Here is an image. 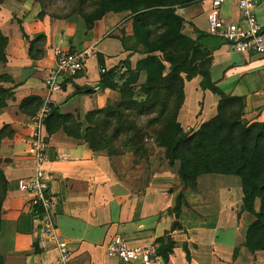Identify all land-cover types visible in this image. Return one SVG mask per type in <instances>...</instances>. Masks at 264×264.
I'll return each instance as SVG.
<instances>
[{
	"label": "crops",
	"instance_id": "0c3cea01",
	"mask_svg": "<svg viewBox=\"0 0 264 264\" xmlns=\"http://www.w3.org/2000/svg\"><path fill=\"white\" fill-rule=\"evenodd\" d=\"M210 3L199 0L176 14L201 36L198 43L211 58L210 81L224 96L240 101L242 120L264 123V56L232 53L223 41L211 37L205 19ZM255 14L264 32V0H257ZM220 17L240 23L237 0H226ZM12 19L0 9V31L7 39L0 87L10 96L0 107V130L9 127L13 134L12 140L4 138L0 144V158L7 164L3 169L7 192L0 216L1 264H58L54 245L39 248L32 196L17 189L18 181L30 179L34 172L27 154L30 132L24 125L47 97L44 80L54 69L55 48L80 51L75 48L84 42L92 51L84 69L65 77L61 90L49 96L57 113L82 122L88 112L104 108L111 98L109 89H100V70L122 61L123 48L129 45L122 46L114 38L95 42L97 29L81 40L73 21L25 16L19 25ZM23 36L29 41L40 36L45 39L41 59L29 58ZM201 80L195 77L184 83L180 115L185 125L203 124L217 115L218 100L200 89ZM44 134L49 160L43 168L48 194L54 200L52 220L74 264H121L106 253L114 236L131 246L153 245L156 260L151 264H264V252L252 254L245 247L249 226L241 223L245 215L238 214L242 193L237 177L201 175L195 189H188L179 182L178 164L170 166L161 149L150 151L146 163L131 166L128 156L108 157L92 151L82 139L83 133L78 139L62 130L48 136L44 128ZM178 195L184 203L174 220L168 211ZM174 222L180 232H171ZM167 234L173 246L164 261L156 250Z\"/></svg>",
	"mask_w": 264,
	"mask_h": 264
},
{
	"label": "trees",
	"instance_id": "16d2710c",
	"mask_svg": "<svg viewBox=\"0 0 264 264\" xmlns=\"http://www.w3.org/2000/svg\"><path fill=\"white\" fill-rule=\"evenodd\" d=\"M199 0H112L105 1L102 6L111 12H125L132 20L134 36L137 43L144 32L152 29L159 31L156 38L147 47L148 56L139 61L135 70L144 72L146 83L142 84L133 95L122 93L121 100L114 107H104L86 114L85 124L73 115H62L51 108L44 121L48 136L62 130L67 136L81 138L95 152H103L108 157H121L126 154L136 160L135 165L146 163L148 153L142 148L143 139L153 136L157 148L165 149L164 157L170 166L178 164V179L182 186L195 189L196 179L201 175L215 174L235 176L241 182V205L238 214H247L254 219L248 227L245 247L254 254L264 252V123H253L241 126L238 120L228 121L222 114L225 103L236 102L224 96L210 81L209 69L211 58L208 57V69L196 62L185 67L188 53L175 48V41L182 37L184 20L176 14L179 9L186 8ZM198 40L201 36L197 35ZM28 43V56L31 60L43 57L39 50L33 51L34 45L43 37L32 41L25 36ZM197 41V40H196ZM197 43V42H196ZM7 39L0 31V64L6 62L5 48ZM145 46L143 43H141ZM170 49L172 51L170 52ZM196 54L197 49H194ZM161 54L170 64L168 75H164V66L152 54ZM133 52L116 66L105 69L100 76V89L114 90L115 77L124 68ZM181 75H186L183 79ZM200 77V89L208 90L218 100L217 115L203 123L190 136L179 135L181 129L177 121L178 112L183 104V87L186 81ZM8 91L0 87V107L8 99ZM40 103L36 106L38 109ZM32 113V114H33ZM241 119V118H240ZM6 132V133H5ZM12 139L9 127L0 130L1 141ZM188 146L191 156L182 155L183 148ZM7 165L0 158V216L6 192L7 182L3 169ZM181 195L176 198L174 209L179 211ZM257 208V210H256ZM40 211L35 209V214ZM162 241V240H161ZM156 255L166 261L173 246L171 237L161 243ZM161 243V244H160ZM1 264V258H0Z\"/></svg>",
	"mask_w": 264,
	"mask_h": 264
},
{
	"label": "built area",
	"instance_id": "2783aa9c",
	"mask_svg": "<svg viewBox=\"0 0 264 264\" xmlns=\"http://www.w3.org/2000/svg\"><path fill=\"white\" fill-rule=\"evenodd\" d=\"M225 1L210 0V9L205 15L207 33L223 41L232 53L264 56V32L256 18V0H237L240 23H233L220 17V8ZM91 57L90 49L64 51L61 48H55L53 50L54 69L44 80L47 97L24 125L30 132L27 154L33 160L34 172L30 179L18 181L17 189L32 196V207L40 211L36 214L39 248L45 249L48 245H54L58 264L74 263L66 242L57 233L52 220L54 200L48 194L49 181L43 168L49 160L44 121L51 110L49 96L61 90L65 77L82 71ZM104 72L105 69L100 70L101 74ZM106 253L121 264H151L152 260H156L153 245L131 246L120 236H114L108 242Z\"/></svg>",
	"mask_w": 264,
	"mask_h": 264
},
{
	"label": "rangeland",
	"instance_id": "374dc122",
	"mask_svg": "<svg viewBox=\"0 0 264 264\" xmlns=\"http://www.w3.org/2000/svg\"><path fill=\"white\" fill-rule=\"evenodd\" d=\"M105 1L112 0H0V9L1 11L3 10L11 14L13 16L12 21L17 22L19 25L20 19H24L25 16H34L36 20L49 18L52 20L73 21L76 24V34L81 40L88 36L89 33H91L94 29H97L98 37L95 42L97 40L100 41L105 38H114L119 40L122 46H125V44L129 45L127 46V49L123 48V56L122 59H120L123 61L124 57L130 55L131 52H133L132 58L134 59L132 62L128 61L127 65H125L124 68H121L118 72L117 76L114 79L116 89L110 90L112 96L107 101L105 106L114 107L120 102L122 93L129 95V93L132 92L134 95L136 91L138 92L139 86L146 83L145 73L136 71L135 68L139 61L145 59L148 56L147 47L150 43H152L156 38L159 37L160 32L154 29L144 32L139 41L145 46H143L141 43H137V40L134 36V27L132 25V20L127 17V13L108 11L102 6V3ZM16 16H18L19 18L17 19ZM12 21L11 23H13ZM181 35L182 37L177 39L174 45L175 48H180L183 52L188 53V61L185 67L189 68L195 63L194 61H197L195 65H197L198 63H202L203 67L205 69H208L210 60L208 57L210 56V54L201 49V46L198 43L199 40L197 38V35L193 33L192 28L185 24L183 30L181 31ZM83 44L84 42L79 43L77 45V48L75 49L80 51L88 49V47ZM44 47L45 46L41 42H38L36 45H34L33 51L35 53L36 50H39V53L42 52L44 56ZM194 49H197L196 54H194ZM171 51L172 49H170V52ZM152 55L157 57L161 61L162 65L164 66L163 73L164 75H168V69L171 66L165 60L164 56L158 53ZM120 62L115 61V63H112V65H116ZM1 65L3 64H0V66ZM181 76L183 77V79H186V75ZM225 106L226 107L222 112V114H225V119L231 122L238 120L241 126L251 125L250 123H247L246 121L240 119V104L236 102H228L225 103ZM85 117L86 115L82 117V122L79 120L78 121L85 124ZM183 121L184 119H181L179 110L176 123H178L179 128L181 129V132L179 134L180 136L185 134L186 136H190L193 132H196L202 125L199 123L195 125H185V121ZM156 144L157 142L154 140V137L148 135L143 139L142 148L147 153H149L152 150H159V148L155 146ZM160 149L165 153V149ZM182 155L184 157L191 156V151L189 150L188 146L183 148ZM124 156H128V162L131 166H136V160H134L131 154H126ZM182 203H184V199L181 195L180 204L182 205ZM178 214L179 211H176L174 207L168 211V216L174 220L175 217L178 216ZM244 215L245 216H243L241 220L242 224L249 226L254 222V219L252 217L248 216L247 214ZM177 231L180 232V227L178 226V224H176V222H174L171 232ZM168 236L169 235L167 234L166 237L162 238V241L160 240L161 243L165 242Z\"/></svg>",
	"mask_w": 264,
	"mask_h": 264
}]
</instances>
